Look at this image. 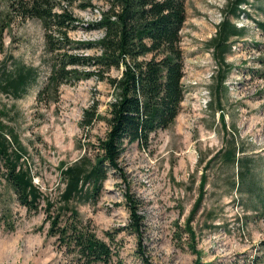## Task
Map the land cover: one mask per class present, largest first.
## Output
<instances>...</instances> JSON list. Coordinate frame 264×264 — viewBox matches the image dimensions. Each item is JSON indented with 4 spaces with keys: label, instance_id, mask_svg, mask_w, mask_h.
Listing matches in <instances>:
<instances>
[{
    "label": "rangeland",
    "instance_id": "374dc122",
    "mask_svg": "<svg viewBox=\"0 0 264 264\" xmlns=\"http://www.w3.org/2000/svg\"><path fill=\"white\" fill-rule=\"evenodd\" d=\"M57 1L80 21L71 39L101 37L84 27L99 17L103 0ZM228 1L186 2L181 31L186 96L179 115L152 136L147 149L128 146L119 162L126 179L110 173L96 206L79 207L104 238L103 232L127 226L126 194L138 200L142 244L152 264H264V33L257 26L264 24V0H248L237 19L229 18L245 35L231 40L225 58L230 70L224 68L218 95L222 67L209 42L228 17ZM88 2L95 8L82 9ZM51 63L40 23L14 18L8 0H0V120L15 128L25 146L33 183L54 199L63 188L61 167L83 155L89 138L106 132L103 122L89 133L81 129L84 110L98 102L104 116L114 96L106 83L92 78L61 86L57 101H39ZM28 72L25 90L15 97L8 83ZM230 144L238 149V165L225 161ZM45 219L42 211L28 213L18 205L0 169V264H73L47 234ZM187 226L195 235V254L187 247ZM116 242L126 264H139L134 233L124 230Z\"/></svg>",
    "mask_w": 264,
    "mask_h": 264
},
{
    "label": "trees",
    "instance_id": "16d2710c",
    "mask_svg": "<svg viewBox=\"0 0 264 264\" xmlns=\"http://www.w3.org/2000/svg\"><path fill=\"white\" fill-rule=\"evenodd\" d=\"M187 1L103 0L99 17L85 22L84 27L86 32L97 31L101 37L75 41L69 32L80 21L59 1L8 0V10L14 18L40 23L45 49L52 57L48 75L37 93L39 101H57L61 86L92 78L106 83L114 96L104 116L98 111V102L84 110L80 128L89 133L96 123L103 122L106 132L94 141L89 138L83 155L61 167L63 188L54 199L33 183L25 146L15 128L0 120V169L5 185L28 213H44L47 234L56 239L58 249L73 264H126L116 242L126 229L136 235L134 257L138 263L152 264L142 244L143 216L138 212V200L126 194L129 222L125 227L103 232L104 238L98 236L90 221L82 218L79 207L96 206L110 173L126 179L119 162L128 146L147 149L152 136L168 129L179 115L186 96L181 31ZM247 4L248 0H229L228 17L221 21L209 42L222 67L217 77L218 95L226 76L224 68L230 70L225 58L231 51V40L245 35L229 18L237 19ZM93 8L89 2L82 6L84 10ZM257 26L264 33V24ZM92 50L97 51L88 52ZM112 71L119 75L112 76ZM30 73L18 74L8 83L15 97L25 90ZM220 122L225 127L224 116H220ZM237 150L230 144L224 152L227 163L239 164ZM199 204L200 201L195 209ZM184 232L189 240L187 247L195 254L191 226L185 227Z\"/></svg>",
    "mask_w": 264,
    "mask_h": 264
}]
</instances>
